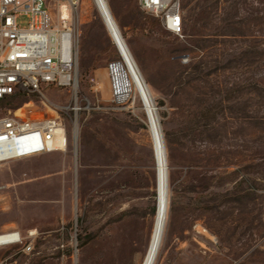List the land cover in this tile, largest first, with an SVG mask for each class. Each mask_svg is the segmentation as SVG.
<instances>
[{
  "label": "rangeland",
  "instance_id": "374dc122",
  "mask_svg": "<svg viewBox=\"0 0 264 264\" xmlns=\"http://www.w3.org/2000/svg\"><path fill=\"white\" fill-rule=\"evenodd\" d=\"M159 115L168 165L156 264H264V0H181L167 31L137 0H107ZM77 100L45 87L0 101V118L55 119L64 151L0 168V235L36 232L0 264H141L156 214L143 106L112 102L119 55L93 0H80ZM22 27L28 21L19 20Z\"/></svg>",
  "mask_w": 264,
  "mask_h": 264
},
{
  "label": "built area",
  "instance_id": "2783aa9c",
  "mask_svg": "<svg viewBox=\"0 0 264 264\" xmlns=\"http://www.w3.org/2000/svg\"><path fill=\"white\" fill-rule=\"evenodd\" d=\"M137 1L140 10L160 19L167 31L182 35L181 0ZM79 4L80 0H0V101L21 94H38L45 87L73 92L77 100ZM63 8L68 15H63ZM21 18L28 21L27 27L19 24ZM115 64L108 67L111 97L117 107H122L132 96L117 85ZM61 130L65 131L64 125L50 118H0V166L63 151L67 145L66 131L63 147L56 145ZM8 234H16L17 239L0 247L21 246L25 253L33 251V232L27 239L19 233Z\"/></svg>",
  "mask_w": 264,
  "mask_h": 264
},
{
  "label": "bare ground",
  "instance_id": "6f19581e",
  "mask_svg": "<svg viewBox=\"0 0 264 264\" xmlns=\"http://www.w3.org/2000/svg\"><path fill=\"white\" fill-rule=\"evenodd\" d=\"M93 1L103 16L105 26L119 55V61L116 62L114 68V78L117 85L120 90L130 93L132 98L138 99L141 102L149 124L156 167V214L149 244L141 264H156L166 236L169 209L168 165L166 148L160 131L158 110L150 89L122 37L108 1ZM62 12L63 15H68L65 8L62 9ZM64 139L65 131L61 130L56 140V145L63 147L62 143ZM33 234L36 235V232H33ZM16 239V234L0 235V246L11 244Z\"/></svg>",
  "mask_w": 264,
  "mask_h": 264
}]
</instances>
